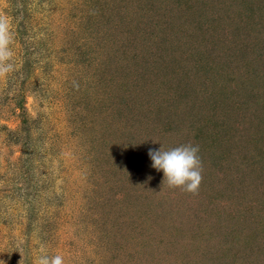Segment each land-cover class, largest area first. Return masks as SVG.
Listing matches in <instances>:
<instances>
[{"label": "rangeland", "instance_id": "rangeland-1", "mask_svg": "<svg viewBox=\"0 0 264 264\" xmlns=\"http://www.w3.org/2000/svg\"><path fill=\"white\" fill-rule=\"evenodd\" d=\"M0 260L264 264V0H0ZM78 85V87H74ZM199 146L197 195L148 150Z\"/></svg>", "mask_w": 264, "mask_h": 264}, {"label": "clouds", "instance_id": "clouds-1", "mask_svg": "<svg viewBox=\"0 0 264 264\" xmlns=\"http://www.w3.org/2000/svg\"><path fill=\"white\" fill-rule=\"evenodd\" d=\"M14 40L9 19L0 15V79H6L17 71ZM198 153L199 146L193 144L180 145L166 151H162L161 148L148 150L151 166L163 172L168 187L178 188L192 195L198 194L203 179L202 161ZM0 264H5V261L0 260ZM35 264H65V261L62 255H49L46 248L41 246Z\"/></svg>", "mask_w": 264, "mask_h": 264}]
</instances>
